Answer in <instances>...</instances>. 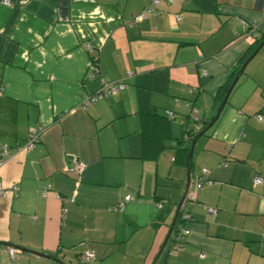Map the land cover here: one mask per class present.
<instances>
[{"label": "crops", "instance_id": "0c3cea01", "mask_svg": "<svg viewBox=\"0 0 264 264\" xmlns=\"http://www.w3.org/2000/svg\"><path fill=\"white\" fill-rule=\"evenodd\" d=\"M263 39L264 0H0L8 264H152L187 174L154 264H264V43L190 149ZM103 81L124 87L89 100Z\"/></svg>", "mask_w": 264, "mask_h": 264}, {"label": "built area", "instance_id": "2783aa9c", "mask_svg": "<svg viewBox=\"0 0 264 264\" xmlns=\"http://www.w3.org/2000/svg\"><path fill=\"white\" fill-rule=\"evenodd\" d=\"M5 2H8V0H5ZM149 8H147L148 10ZM146 10V11H147ZM143 15L140 14L138 17H141ZM124 87V84L123 82H102L101 86L93 93V95L89 98V100L91 101H94V99H96L98 96H102L104 94H107L108 92L110 91H117V90H120ZM263 113H264V104L262 106V108L260 109V111H258L256 113V118L258 120L262 119L263 118ZM191 116L196 119L197 118V115H196V109L192 110L191 112ZM38 140V134H37V131L36 130H33L30 132V134L28 135V137L26 138V141H25V144H24V147L26 149H29L31 148L34 143ZM10 150H11V146L8 145L7 143H0V166L1 164L3 163L4 159L9 155L10 153ZM72 163H73V167L77 170H80L82 168V164L77 161L76 158H73L72 159ZM260 180V177H256L255 178V181H259ZM198 186H200V183H198ZM13 190L17 189V186H13L12 187ZM3 192V188L0 184V194ZM190 198L192 196H189ZM120 208L123 207V204H120L119 205ZM210 211H214L213 208H209ZM186 218H187V214L184 215ZM188 232V229L185 227V226H180L179 228V232L176 236L177 238V241H175V244L176 246L178 247L180 242H182V237ZM19 251V248H16V247H12V246H7V249H6V255L9 257V258H13L15 253H17ZM202 255V253H201ZM85 257L86 258H90L91 257V253H86L85 254ZM0 264H5L3 262L0 261Z\"/></svg>", "mask_w": 264, "mask_h": 264}, {"label": "water", "instance_id": "95a60500", "mask_svg": "<svg viewBox=\"0 0 264 264\" xmlns=\"http://www.w3.org/2000/svg\"><path fill=\"white\" fill-rule=\"evenodd\" d=\"M263 43H264V39H263V40H262V41H261V42H260L255 48H254V50H253V51L248 55V57L244 60V62L242 63V65H241V67H240L239 72L237 73V75L234 76L233 80H232L231 83L229 84V86H228V88H227V90H226V93H225V95H224V97H223V99H222L220 105L218 106V109H217V111L215 112L214 116L212 117V119L210 120V122H209L205 127H203V128H202V129H201V130L195 135V137L192 139L190 149H192V147H193V143H194L195 138H196L197 136H199L200 134L204 133V132L207 130V128H208V127L214 122V120L217 118V116H218L220 110L222 109L223 105L225 104V102H226V100H227V97H228V95H229V93H230L232 87H233L234 84L236 83V81H237V79H238L240 73L244 70V68H245L246 64L248 63V61H249V60L255 55V53H256V52L258 51V49L262 46ZM194 120H196V119H194ZM189 183H190V178H189V174H187V176H186V180H185V186H184V189H183L182 195H181V197H180V199H179V201H178V203H177V205H176V209H175V212H174V215H173L172 221H171V223H170V226H169V228H168V231H167V233H166V236H165V238H164V240H163V242H162V246H161L159 252L157 253L156 257L154 258L152 264L155 263V260H156L157 256H158L159 253L162 251V249H163V247H164V245H165V243H166V241H167V239H168V237H169V234H170V232L172 231V227L174 226V223H175V221H176V217H177V214H178L179 207H180V205L182 204V202L184 201V198H185V196H186V194H187V190H188ZM0 244H1V242H0ZM21 249H24V250H27V251L34 252V253H36V254H39V252L34 251V250H32V249H29V248L21 247ZM60 262H61L62 264H65V263L62 262V261H60Z\"/></svg>", "mask_w": 264, "mask_h": 264}, {"label": "trees", "instance_id": "16d2710c", "mask_svg": "<svg viewBox=\"0 0 264 264\" xmlns=\"http://www.w3.org/2000/svg\"><path fill=\"white\" fill-rule=\"evenodd\" d=\"M240 66V65H239ZM239 66H237L234 70H233V72H231L230 74H229V77L227 78V81H226V83L221 87V89H220V91H219V93L217 94V98L219 99V102L221 103V101H222V99H223V97H224V95H225V93H226V90H227V88H228V86H229V84L231 83V81H232V79H233V76L236 74V72H239ZM234 74V75H233ZM206 125V124H205ZM195 135V134H194ZM191 138V133H190V131H184V133L182 134V136H181V140H189ZM73 158H75V157H72L71 158V163H72V159ZM77 159V158H76ZM77 161H79L78 159H77ZM72 166H73V163H72ZM83 167V166H82ZM72 168H74V167H72ZM75 169V168H74ZM82 169V168H81ZM80 169V170H81ZM77 170V169H76ZM80 170H77L78 172H80ZM125 200H126V198H125ZM125 200H122V201H119V202H116V203H114V204H109V205H107V209L108 210H121V209H123V207L122 208H120L119 207V205L120 204H123V206H124V202H125ZM186 214V212H184V211H182V210H178V214H177V217H176V221H175V223H174V226L172 227V231L170 232V234H169V237H168V239H167V241H166V243H165V246H166V248H165V252L167 253V252H169L170 251V249L171 248H179V247H181V245H182V242H180V244H179V246L177 247L176 246V244H175V241H177V238H176V236H177V234H178V232H179V226H180V224H178V223H180V221H184L185 219H186V217L184 216ZM91 257H92V255H91ZM90 257V258H91ZM87 259H89V258H87Z\"/></svg>", "mask_w": 264, "mask_h": 264}, {"label": "rangeland", "instance_id": "374dc122", "mask_svg": "<svg viewBox=\"0 0 264 264\" xmlns=\"http://www.w3.org/2000/svg\"><path fill=\"white\" fill-rule=\"evenodd\" d=\"M6 249L7 246L0 244V261L5 264H8V262L12 263L11 259L5 254Z\"/></svg>", "mask_w": 264, "mask_h": 264}]
</instances>
